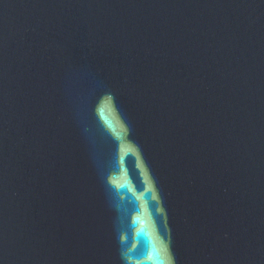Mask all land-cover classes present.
I'll list each match as a JSON object with an SVG mask.
<instances>
[{
	"label": "water",
	"instance_id": "95a60500",
	"mask_svg": "<svg viewBox=\"0 0 264 264\" xmlns=\"http://www.w3.org/2000/svg\"><path fill=\"white\" fill-rule=\"evenodd\" d=\"M0 264H264V0H0Z\"/></svg>",
	"mask_w": 264,
	"mask_h": 264
}]
</instances>
